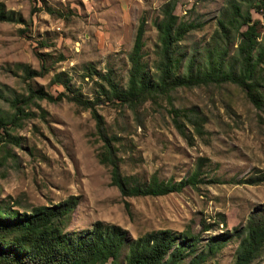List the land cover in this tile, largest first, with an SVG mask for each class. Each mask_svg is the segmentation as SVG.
Masks as SVG:
<instances>
[{
  "label": "rangeland",
  "instance_id": "rangeland-1",
  "mask_svg": "<svg viewBox=\"0 0 264 264\" xmlns=\"http://www.w3.org/2000/svg\"><path fill=\"white\" fill-rule=\"evenodd\" d=\"M169 0H0L4 11L21 21H0V117L12 114L9 101L24 97L28 85L55 94L98 98L94 111L71 101L33 98L22 106L16 124L0 129V205L19 211L55 204L78 196L66 230L88 228L95 220L119 225L130 237L155 229L197 234L196 252L210 236L230 237L200 264H232L240 228L248 214L264 204V183L248 177L264 172V101L255 107L234 83L176 87L128 106L109 102L100 94L103 81L95 72L110 69L113 80L126 85L129 52L139 18H144L142 60L153 72L156 30L152 22ZM225 0H174V13L194 23L178 42L177 55L208 42ZM258 19V40L264 21ZM235 44L228 48L234 54ZM44 70L26 78L23 66ZM261 66H264L261 64ZM58 73L59 81H52ZM264 95V84L260 86ZM170 108L196 115L200 132ZM196 117V118H197ZM101 135L110 138L121 175L140 182L186 178L201 164L195 186L164 195L123 196L110 181V167L98 161ZM11 139V140H9ZM203 224L209 228L204 230ZM188 259L185 257L184 264ZM249 264H264V243Z\"/></svg>",
  "mask_w": 264,
  "mask_h": 264
},
{
  "label": "trees",
  "instance_id": "trees-1",
  "mask_svg": "<svg viewBox=\"0 0 264 264\" xmlns=\"http://www.w3.org/2000/svg\"><path fill=\"white\" fill-rule=\"evenodd\" d=\"M252 12L261 15L264 21V0H225L216 17V27L208 42L193 48L186 55H177L178 42L194 27V23L180 19L174 13V0L160 6V15L152 24L156 30L153 53V72L149 73L142 60L144 18H139L133 42L127 53L129 64L126 85L120 87L112 78L110 69L95 74L104 85L100 94L109 102L136 105L146 99L155 101L158 96L168 97V92L176 87H191L205 84L230 82L237 85L246 98L260 107L264 95L260 86L264 84V37L258 40V19ZM12 11H4L0 3V21H21ZM235 44L234 54L228 48ZM40 70L35 72L23 66L24 76L31 78L42 73L43 58L37 54ZM52 81H59L58 73ZM60 82V81H59ZM63 90L55 94L33 89L29 85L24 97H13L9 104L12 114L0 117V129L6 124H16L22 115V106L33 98L47 101L65 99L81 109H89L98 120L94 107L98 98L84 99L78 92ZM171 118L183 135L177 116H184L196 132H200L199 118L192 112L170 108ZM197 117V118H196ZM103 150L97 158L110 167V181L123 196L164 195L182 189L184 185L195 186L199 181L201 164L197 163L184 179L162 181L153 175L147 182H140L132 175H121L110 145V138L101 135ZM11 140V139H9ZM3 159L0 160V165ZM248 184L264 183V172L248 177ZM78 203V196L68 195L65 199L50 205H36L19 211L13 205H0V264H200L230 234L210 236L201 250L196 252L199 237L190 231L175 232L170 229H155L130 237L119 225L95 220L88 228L66 230L71 213ZM203 229L209 228L203 224ZM238 238L232 264H249L264 243V204L256 206L248 214L240 228L232 229Z\"/></svg>",
  "mask_w": 264,
  "mask_h": 264
}]
</instances>
